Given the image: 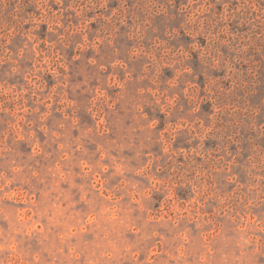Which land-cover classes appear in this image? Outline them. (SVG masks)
I'll return each mask as SVG.
<instances>
[{
  "label": "rangeland",
  "instance_id": "374dc122",
  "mask_svg": "<svg viewBox=\"0 0 264 264\" xmlns=\"http://www.w3.org/2000/svg\"><path fill=\"white\" fill-rule=\"evenodd\" d=\"M0 264H264V0H0Z\"/></svg>",
  "mask_w": 264,
  "mask_h": 264
}]
</instances>
